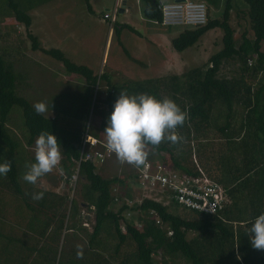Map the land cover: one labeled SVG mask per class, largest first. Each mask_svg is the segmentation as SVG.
<instances>
[{"label": "trees", "instance_id": "trees-1", "mask_svg": "<svg viewBox=\"0 0 264 264\" xmlns=\"http://www.w3.org/2000/svg\"><path fill=\"white\" fill-rule=\"evenodd\" d=\"M144 1V16L159 22L162 19V13L158 8V2L156 0ZM208 1L212 5L215 4L214 0ZM242 1L247 5L248 28L243 30L240 44L236 45L235 30L229 23L231 0H226L221 17L208 18L207 16L208 19L204 25L186 27L172 38L173 49L182 52L194 45L207 31L220 28L222 47L209 57L208 65L204 68L197 67L190 70L184 75L185 80L171 76L172 85L168 88H166L167 83L163 85L165 91L173 93H167V97L187 113L188 118L184 126L177 129L184 138V142L171 145L166 141L158 149L149 146L154 151L153 158L157 155V160H150L152 159L150 153L146 161L161 164L169 170L189 177L205 175L209 180L217 183L223 189L226 201L223 208L213 214L189 209L174 200L167 199L165 195H162L161 200L141 196L138 202H134L129 190L124 194H120V191L113 193L114 185L126 191L128 184L135 183L142 194L138 181V169L136 168V173H129L124 177H103L97 172L98 166L103 165L107 160L99 163L94 160H84L81 157L82 138L87 126L84 124L75 126L73 138L70 139L65 136L66 131L63 127L58 124L60 113L57 117L36 115L31 103L16 91L17 73L0 52V163L8 161L12 166V170L6 177L0 176V187L18 195V198L14 197L12 201L15 209L20 208L21 202L28 209L30 212L28 228L44 239L50 238L51 234L47 232L52 229L55 235L61 234L63 229L70 230L75 239L76 236L82 235L84 237L82 256L87 264H112L113 261L116 262L115 264H156L153 258L155 254L167 256L162 258V264L167 261V258L174 261L171 257L183 258L189 264H264V251L254 249L248 237V229L254 223L255 218L264 213V49L262 50L261 46L262 43L264 44V0ZM7 2L13 11L15 21L29 28L31 16L27 13V8L22 9L13 0H7ZM39 2L41 3L42 0ZM88 10H90L89 4ZM123 28L134 31L127 24L114 25L113 31L119 34ZM27 33L33 51L39 50L59 61L68 73L81 75L85 80V88L87 86V89L92 90L100 81L105 82V109L102 108V111L106 120L100 123L99 130L94 128L90 132L101 141L106 142L104 132L120 92L126 91L129 95L147 93L157 99H164L160 88L162 82L159 79L114 82L105 72L98 75L86 65L72 62L57 48H42L38 38L30 32ZM232 58H238L241 62V78L219 77L218 72L222 62ZM64 95L75 96L74 94L68 95V93ZM238 106L242 113L239 119L235 118ZM13 107L21 110L24 127L28 134L27 145L34 144L41 131L52 132L60 144L62 154L60 167L66 175L65 178L67 180L71 178L74 183L78 179L76 191L81 201L77 203L73 198L70 200L72 222L67 221L66 228L64 218L69 200L68 194L61 195L52 190L35 188L34 185L28 183L25 185L26 190H22L23 187L19 181L20 169L17 164L19 143L7 127ZM213 110H216L214 116ZM97 114L101 115L100 112ZM216 116L222 117L223 123H214L220 120H216ZM212 126L215 128L212 131L221 135L224 140L234 141L239 137L237 143L239 165L236 173L232 174V177L228 176L229 183L234 184L230 188L223 187L216 180L209 178L198 164L197 153L193 152L195 147L193 140L208 139L211 134L207 135L206 131ZM162 152L168 153V158L162 156ZM232 160L235 159L232 157ZM222 180L224 179L221 178ZM74 185L72 188H75ZM33 192H43V199L33 200L30 195ZM3 195L0 189V238L11 242L5 230L9 222L4 220L2 213L9 207V199L5 195L3 198ZM229 198L230 202H228ZM125 199L132 200V204L127 205ZM164 200L183 206L193 215L179 216L170 212L169 203H163ZM114 203L120 205L116 210L111 208ZM82 206L93 211L94 222L91 231H87L80 223L74 222L76 217L83 218L80 214ZM57 209H60V212ZM245 210L246 214H244ZM39 211L45 213L46 217L40 231H37V225L33 224H37L40 217L38 216ZM53 212L59 215L58 218L55 219L57 215L52 214ZM132 212L136 213L135 224L126 221ZM18 214H20L19 211ZM121 223L125 225L124 231ZM107 226L113 228L118 241L106 257L100 258L99 247L106 250L104 244L101 243L100 235ZM190 232L192 236L188 237ZM129 242L133 243V261L129 259L130 255L126 252L120 257V253ZM31 248L35 247L31 246ZM49 249L45 245L38 249L40 258L43 259L40 262L48 261ZM76 249L78 251V248ZM88 250L91 251L88 253L86 252ZM72 251L77 253L73 248ZM81 261L84 264L82 258ZM17 264L25 263L20 261Z\"/></svg>", "mask_w": 264, "mask_h": 264}, {"label": "rangeland", "instance_id": "rangeland-1", "mask_svg": "<svg viewBox=\"0 0 264 264\" xmlns=\"http://www.w3.org/2000/svg\"><path fill=\"white\" fill-rule=\"evenodd\" d=\"M13 1L18 3L22 9L27 8V13L31 16L30 27L26 28L23 24L15 21L13 11L8 6L7 0H0V52L3 54L5 60H7V63L10 64L17 73L16 91L25 97L32 106L37 102H45L48 105V111L44 115L47 117H57V114L60 113L58 115V124L66 131L65 136L70 139L73 138L75 126L84 124L87 126L86 128L89 132H91L94 128L99 130L100 123L106 120V116L102 111V108L103 110L105 109V83L104 81H100L92 90L87 89V86L85 88V80L81 75L68 73L59 61L39 50L33 51L31 49V40L27 32H30L38 38L42 48H57L72 62L78 65H86L91 68L93 72H96V74H100L102 70H105V68L102 69L103 65H101V61L108 31L111 27L112 45L110 46V51L109 49L107 50L106 55L109 53L111 58L113 54L119 52L121 56L126 58L124 54L126 52L125 49H127L130 56L144 61L145 63L147 62L146 64L150 62L153 65H150L146 69L142 68L145 64L140 67L138 63L128 62L125 70H122L123 73L116 76V80L122 82L127 77L142 81L162 79L160 88L164 98H168L166 94L171 93V91H165L164 87L166 83V88L172 85L173 80L170 79L171 76H176L179 77L180 80H185L184 75L187 72L197 67L204 68L207 66L209 57L218 52L222 47V31L220 28H214L202 35L194 45L186 48L182 52L176 51L171 45V39L176 37L184 28L192 27L184 25L161 26L162 24L159 25L155 23H151V25L147 24L145 22L148 21L143 17L142 13L143 2H138V0H127L125 5L122 0H88V2L86 0H42L41 3L39 0ZM162 1L167 2L168 0ZM204 2L209 14L208 18L221 17L226 0L217 2L215 8L214 5L209 6L207 0ZM116 3L118 6L115 20L112 22L111 19H104L103 15L105 13H108L110 16L112 15ZM88 4L90 10H88ZM231 4L232 8L229 23L235 30L234 40L236 45H238L241 42L243 30L248 28L246 17L247 5L242 0H231ZM29 7L31 8L29 9ZM121 8H125V12H119ZM125 23L132 26L141 36H144L148 29L147 27L151 26H155L160 31L165 30L166 34L168 33L167 31H169L171 38H168L169 46L166 53L164 50L161 52L158 47L151 44L146 49L152 53V55L148 57V52L143 51L144 43L139 40L138 36L140 35L128 29H122L120 34L114 33V25L117 26ZM118 40L121 43L120 45H122L121 47L118 46ZM138 46L143 50L138 48ZM261 46L263 50L264 44L262 43ZM121 48H123V50H121ZM155 55L156 57H154ZM158 57H160V63L162 59H164L165 62H168L169 66L164 67L163 64L162 66L159 63V66L155 64L154 61ZM241 75V62L238 58L223 61L218 72L219 77L241 78ZM64 93H68V95L74 94L75 96L69 97L64 95ZM63 109L64 111L62 112ZM236 109L235 118L239 119L242 115L241 108L238 106ZM97 112H100L101 115L97 114ZM215 112L216 110H213V116ZM95 114H97L98 117L95 116ZM10 115L7 127L19 143L17 148V164L20 169L19 181L23 187L22 190L25 191L27 187L25 185H27V183L22 180V175L26 171L25 165L35 162V143L31 146L27 145L28 134L24 127L21 110L18 107H13ZM215 119L220 120L214 123H223L222 117L216 116ZM212 130H215L214 126L206 131V134H214ZM62 135H64V133ZM146 150L152 155V159L150 160H157V155L153 158L155 154L153 155L154 151L151 150L150 147ZM234 155L235 153L229 157H221L220 159H223L222 161H225L228 165L231 163L230 165L232 166L236 164L231 162V157ZM162 156L168 158V153L162 152ZM217 161V156L214 155V162L216 163ZM207 167L213 168V166L208 165ZM136 171L137 169L131 165H121L115 154L111 155L107 161L103 165L98 166L97 169V172L101 173L103 177H124L129 173H136ZM220 174L222 176L223 173ZM65 177V173L59 165L52 173L42 177L34 187L52 190L61 195H69L67 209L65 210L66 216L64 218V227L66 228L67 221L72 222L70 218L72 216L69 205L70 200L73 198L77 203H80L81 197L76 191L78 188V179L74 183L71 178L67 180ZM67 181L68 183H66ZM72 185H74L75 188H72ZM113 188V193H118V191H120V194H124L129 190L134 202H138V199H141V191L135 183L128 184L126 191L117 185H114ZM0 189L9 199L8 209L2 212L5 217L4 220L8 221L9 224L14 227L16 234L24 232L27 230L26 226L28 225L30 212L24 206L23 202H21L20 205L21 209H15V204L12 203V201L14 197L17 199L18 195L10 190L5 191L1 187ZM162 202L165 204L169 203L168 210L179 216L193 215L191 211L173 201L169 202L164 200ZM119 207L120 205L116 203L111 205V208L114 210ZM18 211L20 214H18ZM57 211L60 212V209H57ZM80 212L83 218H81V216L76 217L74 222L80 223L87 231H91L94 222L92 209L82 206ZM52 214L57 215L55 219L59 216L56 212ZM85 214L88 215L87 219L84 218ZM38 216L40 217L37 220V224L33 225H37L36 229L40 231L46 215L39 211ZM135 218L136 213L132 212L131 216L127 218L126 221H131L135 224ZM121 226L124 231V223H121ZM52 231L53 229L47 232L49 235L51 234L50 238L43 240L46 244H49L48 248L50 249L48 254L50 258L47 262H40L39 264H73L76 260H78V262L75 264H82L81 258H77V253H74L72 248L75 249L76 252H82L84 248V237L82 235L76 236L75 239L72 236V232L66 229H63L59 235H55L54 231ZM190 236H192V232L188 233V237ZM100 237L101 243L104 244L103 246L106 248L105 250L99 247L100 258H102L106 257V254L113 250L118 239L111 226H107L106 229L102 230ZM76 248H78V251ZM90 251L91 250H88L86 252L89 253ZM124 252L130 255L129 259L133 261V243H128L120 253V257L125 255ZM58 256L59 261L57 260ZM166 257L167 256H163L162 254H155L153 258L156 264H162V258ZM84 259L85 258L82 256L84 264H87ZM171 259L174 261H170V259L167 258L164 264H189L185 259L180 257H171ZM115 263L114 261L112 262V264ZM0 264H3L1 260Z\"/></svg>", "mask_w": 264, "mask_h": 264}, {"label": "clouds", "instance_id": "clouds-1", "mask_svg": "<svg viewBox=\"0 0 264 264\" xmlns=\"http://www.w3.org/2000/svg\"><path fill=\"white\" fill-rule=\"evenodd\" d=\"M33 108L38 116L48 111L45 102H37ZM187 118V113L170 98L160 100L147 93L129 95L126 91L120 92L104 132L105 147L115 154L121 165L128 164L140 169L150 155L146 150L149 146L158 149L166 141L171 145L184 142L177 129L184 126ZM34 158L35 162L25 165L26 171L22 175V180L31 185H36L61 163L60 144L52 132L39 133ZM11 170L10 162L0 163V176L6 177ZM30 195L36 201L44 197L43 192ZM248 237L254 249L264 251V213L255 218L248 229ZM77 258H82V252H77Z\"/></svg>", "mask_w": 264, "mask_h": 264}, {"label": "built area", "instance_id": "built-area-1", "mask_svg": "<svg viewBox=\"0 0 264 264\" xmlns=\"http://www.w3.org/2000/svg\"><path fill=\"white\" fill-rule=\"evenodd\" d=\"M117 3L110 16L103 15L104 19L115 20ZM162 13V19L158 22L162 25H184L191 27L202 26L207 22V7L202 1L184 0L182 2L158 3ZM106 142L93 136L88 129L82 138L81 157L84 160H94L104 163L113 153L107 151ZM138 181L142 188V197L161 200L162 195L167 199L193 210L204 213H216L221 210L226 201L223 189L205 175L189 177L163 167L161 164L146 162L138 169ZM75 179V176H73ZM127 205L132 200L125 199Z\"/></svg>", "mask_w": 264, "mask_h": 264}, {"label": "crops", "instance_id": "crops-1", "mask_svg": "<svg viewBox=\"0 0 264 264\" xmlns=\"http://www.w3.org/2000/svg\"><path fill=\"white\" fill-rule=\"evenodd\" d=\"M122 1H123V4L125 5L127 0H122ZM140 1L143 2V9H144L145 1L144 0H138V2H140ZM156 1L158 3H173L174 2V0L173 1L168 0L167 2H163L162 0H160V2H159V0H156ZM195 1H197V0H195ZM198 1L204 2L206 0H198ZM214 1H215V4H214V8H215L217 5V2H221V0H214ZM208 4H209V6H213L212 4L209 3V1H208ZM123 10H124L123 12H125V8H123ZM208 16H209V14H208ZM143 17L148 21L145 23L150 24V25H151V23L152 24L155 23V20L152 22V20L147 19L144 16V14H143ZM155 24H159V23H155ZM161 26H163V25H161ZM147 28L148 29L146 30V33L144 34V36H141L139 33H137V31L134 28H133L134 31L130 30L131 32H134L135 34L140 35V36H138L139 40L143 41V43H144V50L142 48H140L139 46H138V48H140L141 50H143L145 52H148V54H149L148 57L150 55H152V53H151V51L146 50V49L151 44L154 45L155 47H158L161 50V52L164 50L166 53V50H168V46H169L168 38H171L169 31H167L168 33L166 34L165 30L160 31L155 26H151V27H147ZM123 29H128V28H123ZM160 32H162V33H160ZM111 33H112V28L110 27L109 31H108L107 39L105 42L103 58L101 61V65H103L102 69L105 68V70H102L101 73L102 72L107 73L111 80H113L114 82L116 81L118 83H122L123 81H127V80L141 82L142 80H138L135 78L131 79L129 77L125 78L122 82H119L116 80V76L121 75V73H123L122 70H125L128 62L138 63V65L140 67L144 66V64H145V66H147V67L144 66L142 68H146V69L150 65L151 66H153V65L150 62H148V64H146L147 62L145 63L144 61H140V60L130 56V53H128L127 49H125L126 52L124 54L126 58L121 56V54L119 52L117 54H113L111 56V58L109 56V53H107V55H106L107 50L109 49V51H110V46L112 45ZM120 44L121 43L118 40V46L119 47L122 46ZM121 50H123V48H121ZM105 55H106V57H105ZM154 57H156V55ZM160 57L155 59V61H154L155 64L159 63L161 66L163 64L164 67L169 66L168 62L167 61L165 62L164 59H162V62L160 63V59H159ZM159 64H158V66H159ZM94 73L96 74V72H94ZM159 80H162V79H159ZM238 138H235L234 141L233 140H224V138L221 135L214 132V134H211L208 139H199L198 141L193 140L194 141L193 143H195V147H194L193 152L197 153L196 159L198 161V164L202 167V169L205 171V173L208 175L209 178L216 180L217 182L222 184L223 187L230 188L234 185V184L229 183L228 176L232 177V174L236 173L235 171L237 170V167L239 165V153H238L239 151L237 149V143L239 141ZM234 153H235V155L232 157L235 160L234 161L231 160V162L236 163L235 165L231 166L230 165L231 163L228 165L225 161H222L223 159L220 160L221 157H229ZM212 155H213V157H212ZM214 155H216L217 159H218V161L216 163L214 162ZM232 157H231V159H232ZM207 165L213 166V168L207 167ZM228 167H229V169H228ZM219 172L223 173L222 176ZM221 178H223L224 180L220 181ZM230 201L231 200L229 198L228 202H230ZM244 212H246V210ZM247 212H248V210H247ZM244 214H246V213H244ZM26 229L27 230H25L24 232L16 234V232L14 231V227L11 226V224H9V226H7L5 228L7 235H9L8 239H10L11 242L7 241L5 238H0V260L3 262V264H17L20 261L24 262L25 264H29V263L38 264L41 261L40 252L38 251V249L42 245H45V247H46L49 244H46L43 241L44 238L37 235L36 234L37 232L33 231L32 229H30L28 227ZM31 246H34L35 248H31Z\"/></svg>", "mask_w": 264, "mask_h": 264}, {"label": "water", "instance_id": "water-1", "mask_svg": "<svg viewBox=\"0 0 264 264\" xmlns=\"http://www.w3.org/2000/svg\"><path fill=\"white\" fill-rule=\"evenodd\" d=\"M152 1H155V0H152ZM182 1H184V0H174V2H182ZM123 11H124L123 8L119 9V12H123ZM84 218L87 219L88 215L85 214Z\"/></svg>", "mask_w": 264, "mask_h": 264}]
</instances>
